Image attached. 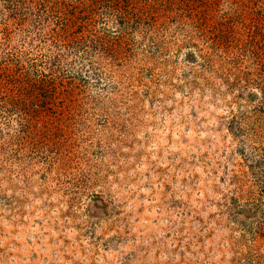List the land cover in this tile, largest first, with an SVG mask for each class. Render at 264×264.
<instances>
[{
  "label": "rangeland",
  "instance_id": "374dc122",
  "mask_svg": "<svg viewBox=\"0 0 264 264\" xmlns=\"http://www.w3.org/2000/svg\"><path fill=\"white\" fill-rule=\"evenodd\" d=\"M74 1L0 0V264H264V0H186L212 45Z\"/></svg>",
  "mask_w": 264,
  "mask_h": 264
},
{
  "label": "trees",
  "instance_id": "16d2710c",
  "mask_svg": "<svg viewBox=\"0 0 264 264\" xmlns=\"http://www.w3.org/2000/svg\"><path fill=\"white\" fill-rule=\"evenodd\" d=\"M71 1V0H69ZM68 0H32L31 5V13L32 18L36 24H42L44 21L51 17V19L55 18V21L60 22L64 19V12H66L67 8L70 6ZM186 0H182L181 4L178 3L177 0H75L74 2L77 3V5H83L88 4L84 8V10H87V12H92L95 9L101 10L103 7L105 9H108L109 14H112L113 17H115V22L117 21L120 26H118L119 30L115 32L116 35H119V39L125 38V36H128L131 33V29L133 27H139V26H147L154 25L159 19V14H165V17L167 16V12H170L169 7H173V11L177 12V19H179V25L181 24L180 21L184 20L185 18H190L189 21H184L183 25H188V27L191 28V25L195 28V34H199L203 38L208 37L211 41L209 42L211 45L213 43L212 38H209L210 33L211 34H218L219 36L224 35V27L223 23H217L219 20L216 19V16L214 13L210 12H194L190 11L186 8L184 5ZM21 2V0H20ZM167 2V3H166ZM166 4H168V9H166ZM27 1L20 3L18 7H16L17 14L19 16L22 15V12L27 8ZM83 9V8H82ZM168 10V11H167ZM180 12V13H179ZM83 13V12H82ZM194 13V14H193ZM191 15L194 17H197L199 15L201 22L206 23H199L200 21H195V23H191ZM30 16V15H29ZM150 16L155 19L152 20ZM93 17L91 18V20ZM71 20L67 19V23H70ZM130 27V28H128ZM209 28V29H208ZM56 36H60L59 33H57ZM199 36V35H198ZM199 36V37H200ZM100 39L102 38L100 35L98 36ZM63 38V37H60ZM186 43V42H185ZM215 44H218V41L215 42ZM186 45L189 47V42L186 43ZM214 45V44H213ZM199 47V46H198ZM188 57H195V53L193 51H190L187 54ZM13 101L17 102H27V99L24 96H14ZM20 110V109H19ZM21 112V110H20Z\"/></svg>",
  "mask_w": 264,
  "mask_h": 264
}]
</instances>
